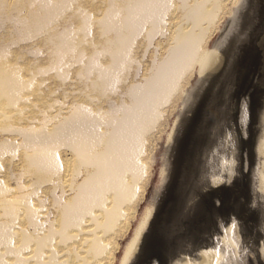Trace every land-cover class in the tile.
Masks as SVG:
<instances>
[{
    "label": "bare ground",
    "instance_id": "bare-ground-1",
    "mask_svg": "<svg viewBox=\"0 0 264 264\" xmlns=\"http://www.w3.org/2000/svg\"><path fill=\"white\" fill-rule=\"evenodd\" d=\"M97 2L0 0V264H115L150 180L154 134L190 77L216 67L207 40L240 0ZM33 68L45 85L70 80L87 96H47Z\"/></svg>",
    "mask_w": 264,
    "mask_h": 264
},
{
    "label": "rangeland",
    "instance_id": "rangeland-1",
    "mask_svg": "<svg viewBox=\"0 0 264 264\" xmlns=\"http://www.w3.org/2000/svg\"><path fill=\"white\" fill-rule=\"evenodd\" d=\"M89 1L87 7L98 3ZM72 11L67 28L78 18L77 7ZM216 28L206 47L217 65L190 77L188 97L154 134L150 180L115 264H168L173 257V264H264V0H240ZM43 70L27 75L38 71L47 96L56 91L69 104L88 93L70 80L45 85ZM215 186L216 193L205 190Z\"/></svg>",
    "mask_w": 264,
    "mask_h": 264
}]
</instances>
